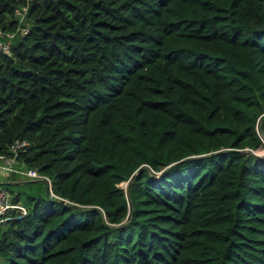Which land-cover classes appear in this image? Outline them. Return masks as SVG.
Wrapping results in <instances>:
<instances>
[{"label": "trees", "instance_id": "trees-1", "mask_svg": "<svg viewBox=\"0 0 264 264\" xmlns=\"http://www.w3.org/2000/svg\"><path fill=\"white\" fill-rule=\"evenodd\" d=\"M25 26L0 154L26 140L59 199L5 185L0 264H264V0H30Z\"/></svg>", "mask_w": 264, "mask_h": 264}, {"label": "built area", "instance_id": "built-area-1", "mask_svg": "<svg viewBox=\"0 0 264 264\" xmlns=\"http://www.w3.org/2000/svg\"><path fill=\"white\" fill-rule=\"evenodd\" d=\"M30 0H21L13 9L17 20V27L14 31H0V54L10 55L11 43L16 32L24 33L28 27L26 25V16L29 9ZM20 14V15H18ZM27 145L24 139H15L8 146L7 154H0V175H10L12 173L20 175L25 180H39L47 187V195L51 198L59 199L51 190V183L47 176L40 174L36 169L26 168L18 161V153ZM264 146V141H263ZM1 184V182H0ZM21 210V215L25 213L22 204L12 201L7 190L0 185V224L11 218L10 211Z\"/></svg>", "mask_w": 264, "mask_h": 264}, {"label": "crops", "instance_id": "crops-1", "mask_svg": "<svg viewBox=\"0 0 264 264\" xmlns=\"http://www.w3.org/2000/svg\"><path fill=\"white\" fill-rule=\"evenodd\" d=\"M34 180H25V179H22V177H20V175L18 174H10V175H0V182H2L4 185L3 187L6 185L8 186L10 189L12 188H17L18 185H20L22 182H32ZM42 182V181H41ZM43 183V182H42ZM44 184V183H43ZM6 186L4 187L7 192L9 193L10 195V198L12 201L13 200V194L11 192L8 191V189L6 188ZM14 193V192H13ZM15 202H18L20 203L19 201H15ZM21 204V203H20Z\"/></svg>", "mask_w": 264, "mask_h": 264}, {"label": "rangeland", "instance_id": "rangeland-1", "mask_svg": "<svg viewBox=\"0 0 264 264\" xmlns=\"http://www.w3.org/2000/svg\"><path fill=\"white\" fill-rule=\"evenodd\" d=\"M18 15H20V14H18ZM0 31H2V30H0ZM258 127V126H257ZM262 145H263V139H262ZM263 146H260V147H257V149L256 150H254L253 152H255V153H258V154H263L264 153V149L262 148ZM128 181V180H127ZM127 181H123V182H121V183H119V184H117V185H119L120 187H122V188H126V185H127ZM28 188V186H22V189H27ZM0 263H2V261H0Z\"/></svg>", "mask_w": 264, "mask_h": 264}, {"label": "clouds", "instance_id": "clouds-1", "mask_svg": "<svg viewBox=\"0 0 264 264\" xmlns=\"http://www.w3.org/2000/svg\"><path fill=\"white\" fill-rule=\"evenodd\" d=\"M264 147V146H263Z\"/></svg>", "mask_w": 264, "mask_h": 264}, {"label": "water", "instance_id": "water-1", "mask_svg": "<svg viewBox=\"0 0 264 264\" xmlns=\"http://www.w3.org/2000/svg\"><path fill=\"white\" fill-rule=\"evenodd\" d=\"M264 141V140H263Z\"/></svg>", "mask_w": 264, "mask_h": 264}]
</instances>
